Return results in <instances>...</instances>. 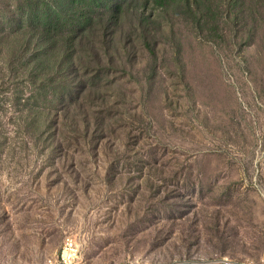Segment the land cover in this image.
<instances>
[{
    "label": "rangeland",
    "instance_id": "obj_1",
    "mask_svg": "<svg viewBox=\"0 0 264 264\" xmlns=\"http://www.w3.org/2000/svg\"><path fill=\"white\" fill-rule=\"evenodd\" d=\"M41 1L0 0V264H262L264 0H140L56 60Z\"/></svg>",
    "mask_w": 264,
    "mask_h": 264
},
{
    "label": "trees",
    "instance_id": "obj_2",
    "mask_svg": "<svg viewBox=\"0 0 264 264\" xmlns=\"http://www.w3.org/2000/svg\"><path fill=\"white\" fill-rule=\"evenodd\" d=\"M65 1V10H63L58 5L51 4V1L42 0L40 6L36 8L38 16L33 23V28L43 38L48 40V47L50 46L51 49H55V54L52 55L54 60H56L60 54V50H64L63 48H66V51H78L79 53V50L82 51L84 46H89V50H92L96 58H98L99 53L94 51V48L97 47L96 43L112 36L114 26L128 13H136L140 24L152 20L149 14L141 12L140 0H112L107 8L106 3H104L100 10L97 9L95 13L89 11L90 6H92L91 0H82L81 6L77 4L76 0ZM153 1L162 5L165 4L166 1L170 2V0ZM181 1L189 5V8L191 2L196 7L199 5V0ZM150 2H152V0H143L142 4L148 6ZM77 14H80L82 21L77 20ZM80 24L84 27L78 28V26H81ZM146 45L148 46V43H146ZM78 55H80V53ZM71 67L76 70L72 62Z\"/></svg>",
    "mask_w": 264,
    "mask_h": 264
},
{
    "label": "built area",
    "instance_id": "obj_3",
    "mask_svg": "<svg viewBox=\"0 0 264 264\" xmlns=\"http://www.w3.org/2000/svg\"><path fill=\"white\" fill-rule=\"evenodd\" d=\"M80 245L71 235L66 236L55 255L47 258L43 264H82L79 260ZM221 261V260H219ZM223 264H249V263H231L223 262ZM264 264V262H262Z\"/></svg>",
    "mask_w": 264,
    "mask_h": 264
},
{
    "label": "crops",
    "instance_id": "obj_4",
    "mask_svg": "<svg viewBox=\"0 0 264 264\" xmlns=\"http://www.w3.org/2000/svg\"><path fill=\"white\" fill-rule=\"evenodd\" d=\"M219 259H214L210 261H184V262H176L170 264H223L221 261H219Z\"/></svg>",
    "mask_w": 264,
    "mask_h": 264
},
{
    "label": "bare ground",
    "instance_id": "obj_5",
    "mask_svg": "<svg viewBox=\"0 0 264 264\" xmlns=\"http://www.w3.org/2000/svg\"><path fill=\"white\" fill-rule=\"evenodd\" d=\"M223 262H231V263H241V261H234V260H230V259H224L222 260ZM245 263V262H242Z\"/></svg>",
    "mask_w": 264,
    "mask_h": 264
}]
</instances>
